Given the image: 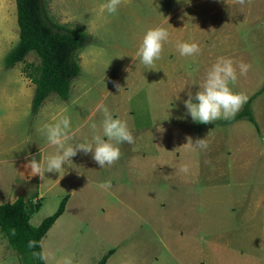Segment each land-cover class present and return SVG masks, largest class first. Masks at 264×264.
Returning a JSON list of instances; mask_svg holds the SVG:
<instances>
[{
    "label": "rangeland",
    "instance_id": "1",
    "mask_svg": "<svg viewBox=\"0 0 264 264\" xmlns=\"http://www.w3.org/2000/svg\"><path fill=\"white\" fill-rule=\"evenodd\" d=\"M105 0H44L56 24L89 34L78 53L80 76L66 100L50 95L32 112L40 60L30 54L14 68L6 57L19 41L15 0H0V205L19 195L40 202L38 226L68 197L64 213L41 241L46 264H264V92L252 101L256 124L207 125L187 117L182 101L195 94L218 57L231 59L236 93L244 104L264 85V0H120L115 14ZM169 33L160 58L145 68L133 59L144 32ZM179 41L198 54L180 56ZM249 65L239 74V63ZM102 104L125 121L134 142L99 168L77 153L59 173L43 179L25 167L55 154L38 129L67 116V143L100 133ZM95 125V128H93ZM193 142L203 138L207 148ZM186 143V144H185ZM186 166L187 171H182ZM110 181L107 190L98 187ZM0 264H21L0 233Z\"/></svg>",
    "mask_w": 264,
    "mask_h": 264
},
{
    "label": "clouds",
    "instance_id": "2",
    "mask_svg": "<svg viewBox=\"0 0 264 264\" xmlns=\"http://www.w3.org/2000/svg\"><path fill=\"white\" fill-rule=\"evenodd\" d=\"M243 3V0H240ZM185 4H191V0H184ZM120 0H105L101 6L108 14H115L118 10ZM169 33L161 27L150 28L146 30L136 49L133 59H138L140 64L149 68L155 60L161 55L162 45L167 42ZM179 55L184 57H193L199 52V46L195 42L179 41L175 45ZM239 74L245 75L249 65L239 63ZM237 79L236 71L231 59L218 57L215 63L206 72L203 83L199 90L192 94L189 92L187 98L182 101L187 117L191 121L200 124H209L217 119L230 120L240 109L246 97L243 94L236 93L230 85L235 84ZM97 108L103 113V119L100 123V133L93 134L90 141L80 143H67L73 139V131L70 120L67 116H59L51 123H45L38 131L44 137L49 145L57 148L55 154L45 157L43 162L31 158L26 161L25 167L30 168L32 175H37L41 179L44 173H59L62 165L76 156L91 154V159L99 166L104 168L111 166L120 157L119 145L122 143L132 144L134 137L125 121L119 117H114L107 109L98 104ZM95 128V125H93ZM187 143L199 150L207 148L203 138H186ZM186 144V143H185ZM182 171H187L184 166ZM98 187L107 190L111 187L110 181H104ZM11 232L15 234V230ZM35 241L29 240L27 247L36 246ZM35 256L36 253H33ZM64 264H71L70 259H65Z\"/></svg>",
    "mask_w": 264,
    "mask_h": 264
},
{
    "label": "trees",
    "instance_id": "3",
    "mask_svg": "<svg viewBox=\"0 0 264 264\" xmlns=\"http://www.w3.org/2000/svg\"><path fill=\"white\" fill-rule=\"evenodd\" d=\"M15 1L19 41L7 55L5 62L6 67L11 69L24 62L30 54L40 60L39 66L36 67L37 75L32 77L35 85L32 112L35 114L52 94L64 100L68 98L72 82L81 74L78 53L92 43V38L85 32L60 26L50 20L46 15L44 0ZM262 92L264 85L244 104L242 110L230 120H226V123L246 119L256 124L251 104ZM68 197L62 200L54 214L43 219L38 226L31 225L30 220L40 210V202L19 196L13 203L0 205V233L15 251L21 264H46L41 241L64 213ZM12 229L15 234L11 232ZM29 240L37 242L36 246L28 248ZM113 253L114 250H110L97 264H106Z\"/></svg>",
    "mask_w": 264,
    "mask_h": 264
},
{
    "label": "crops",
    "instance_id": "4",
    "mask_svg": "<svg viewBox=\"0 0 264 264\" xmlns=\"http://www.w3.org/2000/svg\"><path fill=\"white\" fill-rule=\"evenodd\" d=\"M19 196H22V195H19ZM19 196H18V197H19ZM18 197H17V198H18ZM23 197H24V196H23ZM17 198H16V199H15V198H13L12 202H10V203H13L14 201H16V200H17ZM263 218H264V217H263ZM114 253H115V250H114ZM114 253H113V254H114ZM113 254H112V255H113ZM108 259H109V258H108Z\"/></svg>",
    "mask_w": 264,
    "mask_h": 264
}]
</instances>
